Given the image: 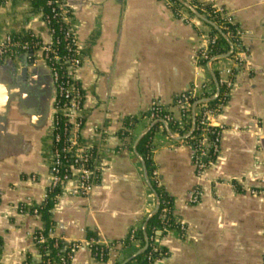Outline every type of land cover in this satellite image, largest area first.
<instances>
[{
  "label": "crops",
  "instance_id": "0c3cea01",
  "mask_svg": "<svg viewBox=\"0 0 264 264\" xmlns=\"http://www.w3.org/2000/svg\"><path fill=\"white\" fill-rule=\"evenodd\" d=\"M68 4L84 52L76 76L84 95L81 144L98 153L101 177L90 197L77 195L72 186L60 191L51 216L53 238L83 245L71 264H122L144 254L145 247L132 252L118 247L101 262L86 243L89 235L102 245L123 241L133 228L144 230L156 211L143 159L137 148L135 153L136 142L156 125L147 118L152 103L158 101L180 121L176 98L203 81L215 87L218 71L229 61L224 56L196 70L204 28L177 18L167 0ZM215 5L241 29L250 51L248 66L236 75L226 106L213 120L224 131L219 155L203 177L196 176L192 148L183 140L190 133L181 137L161 130L153 137L152 161L160 184L185 227L182 232L157 229L163 254L154 264H262L264 0H215ZM27 34L44 45L51 43L41 11L29 0L0 4V43L7 36ZM55 96L51 71L40 52H18L0 60V264L41 258L33 236L45 229L42 218L21 215L18 209L44 202ZM127 119L136 120L129 131ZM126 131L129 137L122 138ZM195 189L203 193L197 205L191 204Z\"/></svg>",
  "mask_w": 264,
  "mask_h": 264
},
{
  "label": "built area",
  "instance_id": "2783aa9c",
  "mask_svg": "<svg viewBox=\"0 0 264 264\" xmlns=\"http://www.w3.org/2000/svg\"><path fill=\"white\" fill-rule=\"evenodd\" d=\"M7 1L9 0H0V4ZM182 2L184 7H180L175 13L177 18L185 24L204 28V31L200 33L202 46L194 58L195 69L201 70L205 65L210 66L212 62L224 56L229 61V65L218 71L215 87L210 82L203 81L189 87L176 98L175 104L182 110L180 121L175 120L169 112L165 111L158 101L152 103L147 118L151 122L161 124L162 128L168 132H172L170 129L172 126L184 129L187 121L192 118L195 124L191 128V132L197 130L199 136L197 146L195 148L189 146L192 148V163L195 174L201 178L219 155L224 131L221 127L215 125L213 120L222 113L226 106L230 93L234 88L236 75L248 66L250 51L245 46L243 33L233 17L224 8L217 7L215 0H208L205 3H200L197 0H182ZM194 2L202 9L212 7L214 14L220 16L223 21L221 26L217 27L216 23L207 24L204 21L207 20L206 16L197 12L196 5L192 6ZM167 5L173 10L176 2L167 0ZM46 6L48 12L41 11V15L51 37L50 44L44 45L35 37L32 42H21V40H15L13 36H7L0 43V60L15 54V52H22L27 55L40 52L51 71L56 88L51 127L52 149L49 166V186L45 192L43 204L50 193L56 190H64L69 186L73 187L77 195L90 197L93 195L101 177L97 164L98 153L96 151L92 153V148L87 149L81 144L80 132L83 127V120L79 117V114L83 107L84 95L76 76L83 65L84 52L78 39L75 14L69 6L68 0H46ZM213 27L226 32L225 38L229 44V49L225 53L219 54L216 51L219 34L212 31ZM231 28H234V30H231ZM60 44L65 46L71 56L59 55L56 47ZM209 100L213 101L208 102ZM197 118L198 123L196 124L195 120ZM105 133L104 131L101 135H105ZM175 134L178 133L175 132ZM122 138H126L124 134ZM153 178L158 186H161L157 169L153 172ZM250 193L256 196L255 191H250ZM202 197L203 193L200 190H193L191 192V204H199ZM18 212L21 215L31 213L34 216H40L37 207L30 205L19 207ZM167 212V209L163 210L161 227L158 228L164 233L170 230L166 226L165 215ZM174 219L176 226L174 230L182 232L185 228L184 225L176 218L175 214ZM137 230L138 228H133L129 233V237L133 241L135 249L140 250L142 247L134 239ZM44 232L45 229L34 234L33 240L36 246L45 241ZM53 233L52 226L48 231L49 237L53 238ZM54 239L61 241L57 238ZM150 241L151 244L147 245L145 249L147 250L150 247L151 252L146 255L145 261L147 264H154L156 255H160L162 251L155 237H152ZM82 247L83 245L78 243H64L61 249L62 255L59 256L56 264H71L73 254ZM86 247L89 248L96 260L104 262L105 252H108L109 256L112 251L121 246L114 243L102 245L97 238H90L86 243ZM262 264H264V252Z\"/></svg>",
  "mask_w": 264,
  "mask_h": 264
},
{
  "label": "trees",
  "instance_id": "16d2710c",
  "mask_svg": "<svg viewBox=\"0 0 264 264\" xmlns=\"http://www.w3.org/2000/svg\"><path fill=\"white\" fill-rule=\"evenodd\" d=\"M32 6L35 9H38L40 11H45L46 13L48 12V8L46 6V0H29ZM173 2H176V5L173 8V12L176 13L180 7H184V4L182 0H172ZM196 5V10L199 12L201 15L206 16V19L210 23H216L217 27H220L221 24L223 23L222 19L220 16L215 15L212 7H205L201 8L199 7L196 2L192 4V6ZM55 25V24H54ZM231 30H234V28H231ZM212 31L214 33L219 34V41H218V46H217V53L222 54L225 53L229 49V44L225 38V31L221 30L220 28H212ZM15 40H21V42H32L34 41V37L31 36L30 34L23 35V36H14ZM58 50L59 55L61 56H71V53L67 51L65 46L63 44H60L59 46L56 47ZM18 53V52H15ZM196 124L198 123V118L195 120ZM136 123L135 119H127L125 121V127L129 131L130 129L133 128L134 124ZM193 122L192 118H190L187 121V125L185 126L184 129H179L176 126H172L170 129L172 132L178 133L181 137L184 135H187L191 132V128L193 127ZM164 131L166 133V130L162 128L161 124H156L151 128V130L144 136V138L139 142L137 146V151L141 158L143 159V162L145 163V168L146 172L148 175V179L150 181L151 185V190L154 193V196L156 197V200L159 204V210L156 212L155 215H153L146 226V229L143 230L142 228H139L135 235L134 239L139 242L140 246L146 247L147 245L151 244L150 239L152 237H156V231L158 228L161 227V215L163 210L167 209V214L166 216V221H167V228L170 230L174 229L175 226V219H174V201L172 197L164 190L162 186H158L156 181L153 178V172L156 169L155 165L153 164L152 161V142H153V137L155 134L159 131ZM126 131L124 132V137L128 138L129 137V132ZM187 133V134H186ZM186 139H184V142L190 145L191 147H196L197 142H198V136L199 132L193 131L191 135H187ZM95 150H92V153H94ZM60 191L56 190L50 193L48 199L46 202L40 206L37 207L39 215L42 218V221L45 226V241L42 244H38L39 252H40V259H33L32 257H29L27 261L24 264H56L58 262V258L61 254V249L64 246V242L62 241H57L54 238L49 237L48 231L51 229L53 226L52 221H51V216H52V210L54 209L55 205L57 204V199L59 196ZM90 238H96L94 235H89ZM57 244V247H56ZM114 244L120 245L122 250L125 252H132L135 250V246L133 244V241L130 239L129 235L128 237L119 242H114ZM1 248H2V243L0 241V253H1ZM151 252V248H147V250L144 252V254L137 256L136 258L132 259L129 262H125L122 264H136L139 262H143V264H147L145 261V257L148 253ZM108 252H105V261L108 258ZM163 252L160 255H156V258H159ZM131 258V257H129Z\"/></svg>",
  "mask_w": 264,
  "mask_h": 264
},
{
  "label": "water",
  "instance_id": "95a60500",
  "mask_svg": "<svg viewBox=\"0 0 264 264\" xmlns=\"http://www.w3.org/2000/svg\"><path fill=\"white\" fill-rule=\"evenodd\" d=\"M206 23H208V24H210V22H208L207 20H204ZM211 101H213V100H209L208 102H211ZM197 106V104L195 105V107ZM194 119H195V117H194ZM191 133L192 132H190V134H189V136L191 135ZM146 134H143L140 138H139V140L136 142V144H135V153L137 154V151H136V148H137V145L139 144V142L144 138V136H145ZM188 137V136H187ZM184 139H186V138H183V140ZM138 155V154H137ZM142 165H143V168L145 169V163L144 162H142ZM147 183L150 185V182H149V180L147 179ZM158 209H159V204H158V206H157V208H156V211H155V213L158 211ZM154 213V214H155ZM153 214V215H154ZM152 215V216H153ZM148 221L149 220H147V222L145 223V226H144V230H145V228H146V225H147V223H148ZM145 250L146 249H144L140 254H142V253H144L145 252Z\"/></svg>",
  "mask_w": 264,
  "mask_h": 264
}]
</instances>
